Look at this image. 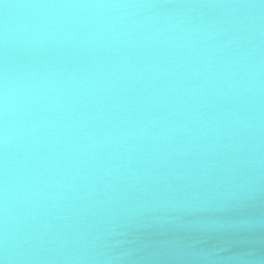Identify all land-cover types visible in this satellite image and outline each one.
<instances>
[{
  "label": "water",
  "instance_id": "1",
  "mask_svg": "<svg viewBox=\"0 0 264 264\" xmlns=\"http://www.w3.org/2000/svg\"><path fill=\"white\" fill-rule=\"evenodd\" d=\"M260 2L5 0L9 264H264Z\"/></svg>",
  "mask_w": 264,
  "mask_h": 264
},
{
  "label": "clouds",
  "instance_id": "2",
  "mask_svg": "<svg viewBox=\"0 0 264 264\" xmlns=\"http://www.w3.org/2000/svg\"><path fill=\"white\" fill-rule=\"evenodd\" d=\"M264 6V0H261L260 5H248V7H260ZM0 7L4 9V21H3V33L2 38L7 43V37H8V18H7V10L9 8H20V7H28V5H17V4H8L5 3V0H0ZM9 106V85H8V77H7V69L5 68L4 74L2 77V82H0V108H2L3 113L7 115ZM3 134L5 141L7 140V125L5 124L3 128ZM196 259H209L210 257L207 255L204 256H196L194 257ZM116 261H125L127 259V255L123 253H119L113 257ZM0 264H9V257L7 254V250L5 247L0 245Z\"/></svg>",
  "mask_w": 264,
  "mask_h": 264
}]
</instances>
